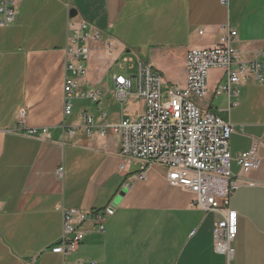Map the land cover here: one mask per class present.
Instances as JSON below:
<instances>
[{"label": "crops", "instance_id": "crops-1", "mask_svg": "<svg viewBox=\"0 0 264 264\" xmlns=\"http://www.w3.org/2000/svg\"><path fill=\"white\" fill-rule=\"evenodd\" d=\"M14 3V21L0 26V264H264V82L237 85L230 107L227 95L215 94L226 72L214 69L208 93L198 101L236 127L229 140L233 158L253 144L257 148L258 166L246 176L252 185L240 186L230 198L237 212L230 259L213 248V229L224 222L221 213L194 206V193L171 184L160 165L149 166L144 179L136 177L138 161L120 171L119 137L97 133L98 126L134 118L144 109L143 104L133 116L124 112L113 74L129 73L118 71L124 70L118 59L133 66L135 59L145 61L167 84H183L186 52L217 43L221 25L237 31L234 45L242 60L257 59L264 52V0H230L228 7L219 0ZM72 8L77 14L71 18ZM149 8L162 20L160 26L134 31L133 19ZM81 22L83 31L94 29L100 36L89 43L88 69L78 77L73 113L65 119L78 124L80 112L87 111L97 125L91 136L61 127L69 35ZM89 89L102 91L98 101L80 96ZM119 101L121 110L114 111ZM31 128H47L49 134H27ZM231 170L239 171L235 159ZM122 190L104 218V232L89 218L76 251L63 256L52 250L62 234V208L101 211Z\"/></svg>", "mask_w": 264, "mask_h": 264}, {"label": "built area", "instance_id": "built-area-1", "mask_svg": "<svg viewBox=\"0 0 264 264\" xmlns=\"http://www.w3.org/2000/svg\"><path fill=\"white\" fill-rule=\"evenodd\" d=\"M230 0H219L223 6H229ZM0 26L12 23L15 19L14 0H0ZM85 22H81L69 35L71 47L68 49L63 85V120L61 127L68 134L85 132L91 136L97 127L94 117L82 110L78 124L66 123V117L73 113L72 99L79 87L78 77L87 72L90 54L89 43L99 39V32L91 29L83 31ZM220 37L214 45L189 49L184 58L186 79L183 84H168L163 92V77L151 64L140 60L137 72L113 74L116 94L121 101L133 95L144 102L143 111L134 118H122L115 123H106L97 127L100 137L112 133L119 137L121 163L119 170L126 169L133 161L140 163L136 177L144 179L149 166L160 165L166 170L167 180L192 193L194 206L204 211L219 212L224 222L213 229V248L230 259L234 248L231 242L237 234V212L230 206V198L242 185H252L247 179L248 172L258 166L256 144L233 158L229 149L231 134L236 127L213 111L202 109L199 100L208 93L207 79L214 69L224 70L226 78L218 83L215 94L227 95L229 105L237 96V85L255 81L264 82L262 62L264 52L257 59L245 61L234 45L237 31L228 25H221ZM201 34L202 31H199ZM107 44V50L111 49ZM131 63L124 59V63ZM102 95L99 89L84 90L83 98L98 101ZM165 101V102H164ZM20 117L25 116L22 110ZM22 123V120L21 122ZM30 135L48 136L47 128H31ZM235 159L239 171L233 173L231 162ZM62 177L63 167L58 168ZM111 205L95 212H85L79 208H62V234L51 247L63 256L77 250L85 237L84 223L92 218L100 232H104V218L112 213ZM192 231L190 234H193ZM78 264H85L78 262ZM94 264V262H90Z\"/></svg>", "mask_w": 264, "mask_h": 264}, {"label": "rangeland", "instance_id": "rangeland-1", "mask_svg": "<svg viewBox=\"0 0 264 264\" xmlns=\"http://www.w3.org/2000/svg\"><path fill=\"white\" fill-rule=\"evenodd\" d=\"M156 11L154 9H148L146 11L140 12V14H137L136 17L133 19V27L134 31H142L146 32L150 30L151 28L159 27L161 19H156ZM133 31V32H134ZM139 33V32H138ZM137 41L142 40V37H136ZM126 55H131L126 54ZM120 63H122V58L117 60V65L120 67ZM131 63H124V70H118L122 73H129L130 75H135L137 72V60L135 59L134 66L130 65ZM168 84L166 82L163 83V92L166 94L167 92V86ZM111 88V87H110ZM165 102V101H164ZM144 102L141 99H135L132 95H129L128 98L123 102V110L128 116H133L139 112L142 111ZM114 111L121 110V103L120 101L117 102V106L113 109ZM233 165V163H232ZM233 169V166H232Z\"/></svg>", "mask_w": 264, "mask_h": 264}, {"label": "water", "instance_id": "water-1", "mask_svg": "<svg viewBox=\"0 0 264 264\" xmlns=\"http://www.w3.org/2000/svg\"><path fill=\"white\" fill-rule=\"evenodd\" d=\"M76 14H77L76 10L72 8L69 10L68 16L72 18V17L76 16ZM124 193H125V190H122L119 192L117 199L114 201V204L111 205L112 207L115 206V204L119 201V199H121V197L124 195Z\"/></svg>", "mask_w": 264, "mask_h": 264}]
</instances>
